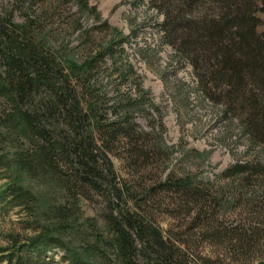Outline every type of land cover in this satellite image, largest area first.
Instances as JSON below:
<instances>
[{
	"label": "trees",
	"instance_id": "trees-1",
	"mask_svg": "<svg viewBox=\"0 0 264 264\" xmlns=\"http://www.w3.org/2000/svg\"><path fill=\"white\" fill-rule=\"evenodd\" d=\"M64 1L77 2L94 31L109 33L105 47L88 31L84 53L70 59L51 46L46 13L21 26L11 12L0 15V177L9 182L0 213L19 210L33 232L10 234L0 264H54L47 255L55 249L67 264H264V165L237 162L220 174L221 188L166 174L164 126L151 118L145 131L133 114L149 104L140 82L138 100L118 91L110 99L96 83L128 39L88 0ZM148 2L163 18L164 43L191 67L196 90L222 107L250 146L264 145V0ZM133 74L125 68L120 79ZM22 178L54 184L58 200L42 209ZM94 199L103 201L107 237L80 207ZM162 217L171 221L166 231Z\"/></svg>",
	"mask_w": 264,
	"mask_h": 264
},
{
	"label": "rangeland",
	"instance_id": "rangeland-1",
	"mask_svg": "<svg viewBox=\"0 0 264 264\" xmlns=\"http://www.w3.org/2000/svg\"><path fill=\"white\" fill-rule=\"evenodd\" d=\"M95 6L102 21L116 29L128 41L122 46V53L116 55L114 64L108 60L96 78L98 87L108 98H116L118 91L133 100L137 99L135 82L148 94L149 104L134 109V117L141 129L149 131V121L153 118L164 126L161 135L164 148L171 154L166 163V174L173 172L179 177H191L196 183H212L225 186L219 176L237 162H260L264 165V145L250 146L247 138L240 135L238 126L225 119L222 107L213 105L196 90L192 69L186 60L164 43L159 24L163 18L148 0H88ZM11 12L14 22L24 25L28 16L52 17L47 34L51 36V46L77 60L84 53V34L90 32L94 45L105 47L110 36L106 30L94 31V19L81 12L77 2L67 4L64 0H51L46 5L34 0H0V15ZM262 19V15H257ZM263 27L258 28L262 32ZM112 40V39H111ZM115 40H119L115 38ZM60 53V54H61ZM132 68L134 74L128 81L120 79L125 68ZM142 110V111H141ZM149 114V116H148ZM151 115V117H150ZM119 178L125 179L123 163L111 158ZM23 185L32 189L39 198L42 209L58 200L57 187L47 181H33L22 178ZM8 181L0 177V191ZM85 218H94L100 231L107 237L106 226L100 219L104 210L103 201L80 202ZM30 218L19 210L8 214L0 213V248L6 246L10 234H21L24 238L33 236L25 228ZM170 219L162 217L160 228L166 231ZM68 240V239H66ZM80 246L81 241L77 240ZM207 253L208 250L206 249ZM63 252L55 249L48 260L61 263Z\"/></svg>",
	"mask_w": 264,
	"mask_h": 264
}]
</instances>
